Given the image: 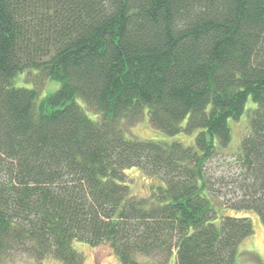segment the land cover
<instances>
[{"label":"trees","instance_id":"trees-1","mask_svg":"<svg viewBox=\"0 0 264 264\" xmlns=\"http://www.w3.org/2000/svg\"><path fill=\"white\" fill-rule=\"evenodd\" d=\"M145 107L193 143L127 136ZM130 167L158 179L148 195ZM248 211L264 223V0H0V264H82L74 241L237 264Z\"/></svg>","mask_w":264,"mask_h":264},{"label":"rangeland","instance_id":"rangeland-1","mask_svg":"<svg viewBox=\"0 0 264 264\" xmlns=\"http://www.w3.org/2000/svg\"><path fill=\"white\" fill-rule=\"evenodd\" d=\"M36 69H28L17 74L13 80L14 86L31 88L37 83ZM60 83L57 80L46 79L40 89L39 97H43L59 87ZM77 102L82 105V101L77 99ZM247 107H253V102L249 98ZM86 114L92 118H96V114L84 107ZM185 122V121H184ZM183 122V124H184ZM230 127V141L227 150L230 153H238L240 150L241 139L247 128L248 111H245L239 116L238 119H229ZM195 133L180 132L176 135L169 136L163 131L153 127L148 118L147 108L145 107L143 115L140 116L139 121L131 126H127L126 135L137 137L139 139H153V140H179L185 144H192ZM127 175V183L130 191L139 196H146L150 193L153 185L158 184V179L154 176L147 175L139 167H130L125 170ZM251 219L253 225V233L244 238L238 246V261L237 264H264V223L254 211H248L247 214H242ZM241 216V215H239ZM74 248L80 252L84 261L82 264H120L119 258L106 243H101L98 246H92L83 241H74ZM142 264H175V254L171 253L169 260L164 263V255L157 254L151 256H138ZM22 264V263H16ZM43 264H62L59 261L48 258Z\"/></svg>","mask_w":264,"mask_h":264}]
</instances>
